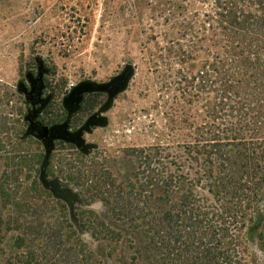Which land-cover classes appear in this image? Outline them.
<instances>
[{
    "label": "trees",
    "instance_id": "obj_1",
    "mask_svg": "<svg viewBox=\"0 0 264 264\" xmlns=\"http://www.w3.org/2000/svg\"><path fill=\"white\" fill-rule=\"evenodd\" d=\"M158 3L164 30L161 40L150 36L146 64L162 104L160 121L144 128L149 141L76 151L81 168L77 161L45 168L47 180L81 192L80 217L49 220L55 237L66 228L65 264H119V250L122 264H264V0ZM13 97L25 102L7 91L5 106ZM6 116L17 145L37 140L23 126L22 106ZM23 151L11 159L21 162ZM40 169L29 183L36 202L23 205L65 210ZM12 223L15 246L24 247L29 228L4 221ZM21 262L40 264L27 245Z\"/></svg>",
    "mask_w": 264,
    "mask_h": 264
},
{
    "label": "rangeland",
    "instance_id": "obj_2",
    "mask_svg": "<svg viewBox=\"0 0 264 264\" xmlns=\"http://www.w3.org/2000/svg\"><path fill=\"white\" fill-rule=\"evenodd\" d=\"M158 2L0 0V264H22L26 245L34 251L40 264H65L66 228L61 226L58 232L61 237H55L49 220H61L66 214L72 220L81 216V192L73 186L64 188L52 183L53 194L65 202V210L42 206L41 199L37 204L42 208L23 205L25 199L36 202L38 195L29 183L37 179L44 147L37 140L29 145H17L16 138L7 130L11 126V121L6 118L7 110L14 104L22 106V121L26 128L24 115L31 109V104L26 100L16 102L13 97L7 107L4 94L13 91L24 100V94L17 89L18 84L30 88L27 74L35 79L42 72L41 97L50 96V100L37 119L48 124L67 118L62 101L74 86L85 81L109 82L129 66L131 75L121 91L112 97L106 91L85 93L77 114L70 119L72 130L84 124L92 114L106 120L104 125H92L89 130H84L82 139L87 151L81 152L74 144L75 149L71 148L67 145L71 143L55 141L46 166L57 170L65 168L66 162L75 164L77 161L81 168V157L76 151L105 150L111 153L117 146L134 140L148 142L144 128L151 118L161 119L158 112V106L162 104L159 79L146 64L147 48L152 46L150 36L156 34L157 40H161L164 30ZM35 84L39 85V81ZM16 117L18 115H14ZM20 149L27 152V157L21 162L17 158L11 159ZM92 206L99 209L96 203ZM7 218L19 219L28 226L24 247L15 246L18 231L13 229V223L9 227L4 224ZM77 234L81 239V230ZM56 243L58 245H54ZM77 246L80 250L79 243ZM251 246L259 248L254 240H251ZM125 254L119 250L116 260L119 264Z\"/></svg>",
    "mask_w": 264,
    "mask_h": 264
},
{
    "label": "water",
    "instance_id": "obj_3",
    "mask_svg": "<svg viewBox=\"0 0 264 264\" xmlns=\"http://www.w3.org/2000/svg\"><path fill=\"white\" fill-rule=\"evenodd\" d=\"M131 75V68L126 66L124 70L109 82L106 83H94V82H81L74 86L71 91L63 98V106L67 110V118L61 122L52 125H47L37 117L41 113L42 109L47 105L50 100V96L41 97V93L44 88L43 74L39 72L37 78H31L27 74L28 80L30 82V88H27L25 84L19 83L17 89L20 93L24 94L25 100L31 104V109H29L24 117L28 122L27 134L32 135L34 138L39 140L44 147V157L40 169V180L46 186H52L53 180H47L45 178V168L48 162L49 155L51 154L54 142L56 140H61L66 143L74 144L81 152L87 151V145H84L82 134L84 130H89L92 125H104L106 120L102 117H96L95 114L90 115L84 124L80 127L72 130L70 127V119L73 114H77L79 105L82 101L83 95L85 93L92 92H103L106 91L109 97H112L119 91H121L126 82ZM39 81V85L35 82ZM39 104L38 107L35 105Z\"/></svg>",
    "mask_w": 264,
    "mask_h": 264
},
{
    "label": "flooded vegetation",
    "instance_id": "obj_4",
    "mask_svg": "<svg viewBox=\"0 0 264 264\" xmlns=\"http://www.w3.org/2000/svg\"><path fill=\"white\" fill-rule=\"evenodd\" d=\"M62 121V120H61ZM60 122V121H59Z\"/></svg>",
    "mask_w": 264,
    "mask_h": 264
}]
</instances>
